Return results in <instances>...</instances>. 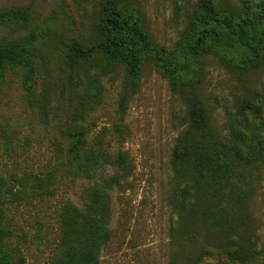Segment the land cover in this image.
<instances>
[{"label": "rangeland", "instance_id": "1", "mask_svg": "<svg viewBox=\"0 0 264 264\" xmlns=\"http://www.w3.org/2000/svg\"><path fill=\"white\" fill-rule=\"evenodd\" d=\"M216 1L232 10L241 7L240 0ZM196 2L122 0L121 4L137 8L157 44L173 49ZM14 5H29L36 20L22 32L0 27V38L30 30L40 36L44 62L40 83L51 85L53 92L51 110L45 115L28 98L18 72L10 70L0 79V174L23 170L57 174L53 194L22 201L8 210L15 228L12 244L24 257L21 264H56L61 207L67 201L83 207L86 189L94 181L62 164L66 143L61 128L71 108L57 94L70 72L63 56L73 41L87 45L96 41L102 4L101 0H0V8ZM88 67L91 93L81 124L93 143L103 144L112 154L126 152L134 165L123 186L112 191V237L102 248L100 264H239L215 249L219 240L207 233L211 219L186 217L178 222L169 201L172 151L186 120L184 95L172 91L169 79L152 59L144 67L139 88L124 103L120 100L127 81L125 67H109L100 58H92ZM201 82L197 91L212 113L214 126L224 131L226 110L264 88V65L247 69L208 54ZM94 86L101 88V99L94 98L98 93ZM242 217L244 232L253 234L256 242L251 264H264V166L255 176ZM192 230L196 235L189 234Z\"/></svg>", "mask_w": 264, "mask_h": 264}, {"label": "trees", "instance_id": "2", "mask_svg": "<svg viewBox=\"0 0 264 264\" xmlns=\"http://www.w3.org/2000/svg\"><path fill=\"white\" fill-rule=\"evenodd\" d=\"M240 1L241 7L232 10L216 0H197L180 40L168 49L158 45L144 28L137 8L122 6V0H101L96 41L91 45L78 41L67 44L63 61L70 72L57 93L71 107L69 120L61 128L66 143L62 164L94 181L86 189L83 207L70 201L61 207L56 264H100L102 248L112 237V191L123 186L134 167L126 152L112 154L103 144L93 143L81 124L91 93L88 62L92 58H100L109 67H125L123 103L139 88L151 59L169 79L172 91L184 95L186 120L171 156L173 191L169 201L177 221L186 217L211 219L207 233L218 238L215 249L233 262H254L256 242L253 234L243 230L242 212L254 191L255 176L264 166V88L226 110L224 131L214 126L212 113L197 91L208 54L247 69L264 65V0ZM35 20L29 5L0 8V27L22 32ZM39 40L32 30L0 38V79L10 70L18 72L30 101L37 102L47 115L53 91L51 85L40 83L44 62ZM93 88L98 92L94 98L101 99V88ZM6 139L10 144L11 139ZM108 170L113 172L109 175ZM56 178L54 172L29 170L0 174V264L24 261L12 244L15 228L9 220V208L50 196ZM196 233L189 232L191 236Z\"/></svg>", "mask_w": 264, "mask_h": 264}]
</instances>
